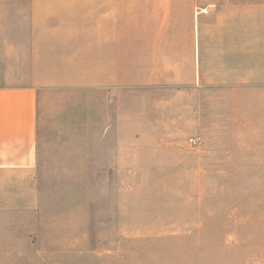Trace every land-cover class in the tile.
I'll list each match as a JSON object with an SVG mask.
<instances>
[{
    "label": "rangeland",
    "instance_id": "374dc122",
    "mask_svg": "<svg viewBox=\"0 0 264 264\" xmlns=\"http://www.w3.org/2000/svg\"><path fill=\"white\" fill-rule=\"evenodd\" d=\"M57 1L0 0V57L86 42L0 173V264H264V0Z\"/></svg>",
    "mask_w": 264,
    "mask_h": 264
},
{
    "label": "crops",
    "instance_id": "0c3cea01",
    "mask_svg": "<svg viewBox=\"0 0 264 264\" xmlns=\"http://www.w3.org/2000/svg\"><path fill=\"white\" fill-rule=\"evenodd\" d=\"M71 2L58 0L56 4L70 7ZM106 2L97 1L104 6ZM45 25H48L45 29L48 35L44 43L39 42L37 33L31 32L29 44H24L20 53L19 46L13 45L7 48L12 52L11 56L4 54L0 57V77H12L7 83H0V173H18L33 168L38 90L63 85L64 69L74 66L67 58L82 56L85 50L80 49L81 44H86L84 39L77 36L57 39L53 23Z\"/></svg>",
    "mask_w": 264,
    "mask_h": 264
}]
</instances>
